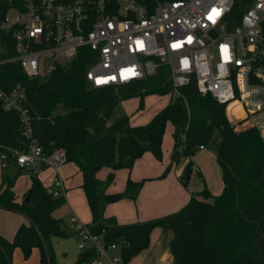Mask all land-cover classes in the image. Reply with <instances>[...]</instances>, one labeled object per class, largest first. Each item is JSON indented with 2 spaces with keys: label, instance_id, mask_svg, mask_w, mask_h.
I'll return each mask as SVG.
<instances>
[{
  "label": "trees",
  "instance_id": "trees-1",
  "mask_svg": "<svg viewBox=\"0 0 264 264\" xmlns=\"http://www.w3.org/2000/svg\"><path fill=\"white\" fill-rule=\"evenodd\" d=\"M12 53L2 50L0 59ZM89 62L78 54L59 64L50 74L30 78L17 62L0 64V87L8 90L17 83L27 87L34 117V132L45 152L62 148L67 162L75 163L82 175L84 189L93 219L87 225L103 234L109 243L121 247V264L150 246L154 228L172 230L169 248L171 264H264V141L255 128L236 130L228 119L225 106L210 94L198 91L196 82L183 86L180 94L145 125H134L122 111V102L140 98V108L150 94L166 95L173 88L170 75L163 67L152 76L131 83L92 87L86 78ZM167 123L174 127L171 162L161 178L183 156L190 158L180 174L185 186L194 164L191 157L216 134V159L222 171L223 192L212 201L191 194L189 200L174 212L149 220L120 223L106 217L109 203L136 199L144 180H127L122 192L110 193L116 171L131 169L147 151L163 158V138ZM24 137L20 118L3 109L0 101V147L20 146ZM110 168L106 179L98 172ZM31 201H17L15 178L2 175L0 207L22 213L23 223L13 239L0 235V264H13V254L21 246L28 255L38 247L41 264H55L52 237H67L65 226L52 215L65 202V196L50 195L39 175L31 172ZM215 239L211 238V235ZM219 245L221 247H218ZM222 250L227 252L225 259ZM97 252H81L73 264L91 263Z\"/></svg>",
  "mask_w": 264,
  "mask_h": 264
},
{
  "label": "built area",
  "instance_id": "built-area-1",
  "mask_svg": "<svg viewBox=\"0 0 264 264\" xmlns=\"http://www.w3.org/2000/svg\"><path fill=\"white\" fill-rule=\"evenodd\" d=\"M0 39L2 50L12 53L0 64L17 62L30 78L50 74L78 54L89 62L86 78L92 87L152 77L167 65L171 98L196 82L201 94L225 106L236 130L255 128L264 141V0H0ZM43 59L52 62L46 70ZM0 101L4 110L19 115L24 137L20 146L0 147L1 167L51 169L55 174L46 190L62 195L59 169L66 152L47 153L38 141L27 87H0ZM78 232L79 248L96 250L95 264L118 263L108 251L119 244L87 224Z\"/></svg>",
  "mask_w": 264,
  "mask_h": 264
},
{
  "label": "rangeland",
  "instance_id": "rangeland-1",
  "mask_svg": "<svg viewBox=\"0 0 264 264\" xmlns=\"http://www.w3.org/2000/svg\"><path fill=\"white\" fill-rule=\"evenodd\" d=\"M51 63L52 62L50 59H43L42 65L44 66V70L48 69ZM162 67L164 70H169V66L167 65H164ZM171 99V94L169 93L166 95L150 94L145 97L143 107L140 108V98L133 97L122 102V111L130 116V121L132 124L145 125L148 124L152 120V118L165 106H167ZM173 133V125L171 123H167L163 138L162 160L157 159L153 154L158 161H163L166 155H169V158L171 159V154L174 147ZM217 142L218 140L215 134L213 136V140L206 145L205 149H198L195 155L191 157L194 168L191 172L188 183L185 185V189L187 192L190 191L191 194H195L198 198L206 199L209 201H212L213 197L220 195L223 192L224 188L222 171L216 159ZM189 160V157L183 156L178 163L174 164L171 167L170 171L172 169H178L181 166L185 168ZM4 171L5 173H9L10 178H15V190L19 195H21V193L24 192L25 187L28 186L27 181H30L29 174L23 172L19 176L16 174L15 168L3 170L0 167V184L1 175ZM59 171L60 176L63 179H68V186L67 190H65L64 192L65 202L54 209L52 215L62 222L67 232L69 233V236H53L52 246L55 255V264H73L79 254L83 251L78 246L80 243V234L78 232L79 226L81 225V223L85 224L92 221V211L88 206L85 191L80 185L81 177L78 173L76 165L73 162H67L60 167ZM103 171H106L105 177H99L100 179H106L111 172L110 169H107V167L103 168L100 171V174L105 173ZM50 175H53L50 169L45 171V173H40L42 181L45 185H51V182H53V180L50 179ZM117 177L118 171L117 175L115 176V182L113 183V185L116 186L119 185V180L117 179ZM27 195L28 192H26L22 198L19 196V202H22ZM82 195L85 196V199L82 198ZM16 197H18L17 194ZM181 207H179V209ZM73 216H76L79 219L77 223H72L70 221V218ZM90 217L91 219L88 220V218ZM26 219L27 218L22 213L6 210L0 207V234L8 239H13L19 226L25 221L27 222ZM156 228H158V232L156 234L154 233L156 242L159 241L161 243L165 242L166 240H170L169 238H173L174 233L172 230H164L160 227ZM156 228H154L153 230H155ZM211 238L215 239L213 237V234L211 235ZM216 242L218 243V241ZM218 247H221L219 243ZM145 252L146 249L142 250L138 254V256H143ZM222 254L224 255L225 259H229V255L227 252L222 250ZM108 255L112 258L115 254L110 251L108 252ZM115 258L119 259L117 264H121L120 256L116 255ZM152 260H154V257L149 258L147 264H151ZM13 264H41L40 249L38 247H35L28 255H26L21 246H17L13 254ZM90 264H95V262H91Z\"/></svg>",
  "mask_w": 264,
  "mask_h": 264
},
{
  "label": "crops",
  "instance_id": "crops-1",
  "mask_svg": "<svg viewBox=\"0 0 264 264\" xmlns=\"http://www.w3.org/2000/svg\"><path fill=\"white\" fill-rule=\"evenodd\" d=\"M170 160L171 159L169 158V155H166L163 161H158L153 155V153L147 151L142 157L136 160L134 166L131 169L122 168V169L117 170L118 171L117 179L119 180L118 181L119 185L116 186V185L111 184L107 189V191L110 193L122 192L125 189L127 180L129 178L136 180V181H142L145 179V181L136 199L134 200L133 199H122L114 203H109L105 210V216L106 217L114 216L120 223L144 221V220H149V219H152L158 216H162V215L174 212L178 210L179 207L183 206L191 197L190 191L189 192L186 191L185 186H183L179 178L181 172L184 169L183 166L175 170L172 169L166 174V176L161 178V175L166 170L167 166L170 163ZM0 167H1V163H0ZM76 167L81 177L80 179V185H81L82 175L77 165ZM9 168H15L16 174L19 176L23 172H26L29 174L30 181H27L28 186L25 187L24 192L21 193V195H19L16 192L15 185H14L13 189L15 193L18 195V197L20 196L21 198L31 187V184H32L31 176H30L31 172L33 171L37 173L42 181L40 173H45V171L48 170V168H44L40 165L35 166L33 170H22L18 166H16L14 163H12V165ZM2 169L6 170L5 168H2ZM107 169H110V168H107ZM51 171H52V174L54 175L55 174L54 171L53 170ZM100 171L97 174L98 177L104 178L106 171H103L105 172L103 174H100ZM117 171H116L115 176L117 175ZM4 173L5 171L2 172V175ZM5 174H7L8 177L10 178L9 173H5ZM2 175H1V181H2ZM53 175H50V179L53 178ZM63 180L65 182V190H67L68 179H63ZM44 186L46 187L45 184ZM65 190L62 193L64 196H65V193H64ZM18 197H16L17 201H20V197L19 198ZM82 198L85 199V196L82 195ZM86 200H87V197H86ZM90 219L91 217L88 218V220ZM92 219H93V213H92ZM26 220L27 222L25 221L24 223L29 224V220L28 219ZM157 232H158V228H156L155 230L151 232L150 246L146 249V252L144 253L143 256L141 257L138 255L134 256L133 259L131 260L132 264H147V261L151 257H154V260H152L151 264H160L162 263L163 260H166L167 264L172 263L173 255L170 252V248H169V243L172 238H169L170 240H166L165 242H161V243L159 241L156 242L154 233L156 234ZM110 251H112L115 254L113 255V257H116V255H119L121 257V247L120 246L116 247L115 249H110L108 252ZM92 262H95V259ZM86 264H90V263H86Z\"/></svg>",
  "mask_w": 264,
  "mask_h": 264
},
{
  "label": "snow or ice",
  "instance_id": "snow-or-ice-1",
  "mask_svg": "<svg viewBox=\"0 0 264 264\" xmlns=\"http://www.w3.org/2000/svg\"><path fill=\"white\" fill-rule=\"evenodd\" d=\"M213 12H214L215 15H219V12H217L216 10H213ZM212 18H213V17H209V19H212ZM190 41H191V38H189V42H190ZM138 43L141 44V47L143 46V45H142V42H138ZM173 47H180V45H178V44H177V45H173ZM224 51L226 52L227 49L225 48ZM186 63H187V62L185 61V64H186ZM98 82H100V81H98Z\"/></svg>",
  "mask_w": 264,
  "mask_h": 264
},
{
  "label": "water",
  "instance_id": "water-1",
  "mask_svg": "<svg viewBox=\"0 0 264 264\" xmlns=\"http://www.w3.org/2000/svg\"><path fill=\"white\" fill-rule=\"evenodd\" d=\"M31 195H32V193L30 192V193L25 197V201L30 202V201H31Z\"/></svg>",
  "mask_w": 264,
  "mask_h": 264
}]
</instances>
